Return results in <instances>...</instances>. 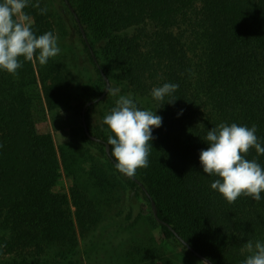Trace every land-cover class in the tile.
<instances>
[{"label":"trees","instance_id":"1","mask_svg":"<svg viewBox=\"0 0 264 264\" xmlns=\"http://www.w3.org/2000/svg\"><path fill=\"white\" fill-rule=\"evenodd\" d=\"M60 1L78 43L63 41L68 51L45 65L20 57L15 75L0 69V256L5 264H45L78 253V235L107 221L104 211L121 188H139L150 207L154 200L158 217L168 223L158 222L165 239L190 245L188 252L213 264H241L246 242H264V192L259 201L241 196L227 202L211 189L217 177L203 173L199 153L208 147L207 131L220 123L255 124L264 146V0H68L85 36ZM39 4L48 9L45 14L31 4L24 9L34 21L33 32L56 35L50 3ZM72 52L80 53V60L84 56L93 77H86L85 66L77 76L67 62ZM103 75L120 92L95 100L106 87ZM164 83L179 87L159 107L162 102L151 90ZM128 94L140 110L162 117L152 130L149 166L132 177L118 172L106 153L111 133L102 125L119 95ZM38 100L49 110L81 101L80 113L92 101L84 116L89 133L99 140L86 134L81 121L79 135L71 133L55 145L49 132L36 128ZM90 107L98 110L95 120ZM245 158L264 167V154L255 149ZM62 171L67 191L58 188ZM154 251L148 239L132 244L119 264H165L151 257Z\"/></svg>","mask_w":264,"mask_h":264},{"label":"clouds","instance_id":"2","mask_svg":"<svg viewBox=\"0 0 264 264\" xmlns=\"http://www.w3.org/2000/svg\"><path fill=\"white\" fill-rule=\"evenodd\" d=\"M30 4L39 8L40 14L48 11L46 7L40 8L39 0L35 3L32 0H0V69L14 75L22 67L20 57L45 65L49 58L61 52L58 37L52 32L41 35L33 32L34 21L24 11ZM178 87L175 83H164L154 87L151 96L162 102L161 107L165 97L172 96ZM106 91L108 95L117 96L120 89L109 86ZM175 99L167 102L173 103ZM161 124L162 117L152 110H140L131 94L119 95L115 106L102 119V125H106L111 133L107 144L111 146L110 154L118 172L132 177L137 169L149 166L150 141L154 138L152 130ZM256 131L255 124L247 127L220 123L207 131L204 138L208 147L199 153L203 173L217 177L210 187L229 203L241 196L259 201L264 192V167L255 159L245 158L250 149H255L258 155L264 154ZM242 252L247 256L241 264H264V242L249 240ZM203 262L207 264V261Z\"/></svg>","mask_w":264,"mask_h":264},{"label":"rangeland","instance_id":"3","mask_svg":"<svg viewBox=\"0 0 264 264\" xmlns=\"http://www.w3.org/2000/svg\"><path fill=\"white\" fill-rule=\"evenodd\" d=\"M46 1L50 3L49 8L57 18L56 36L58 37V47L61 49L59 54H64L68 49L61 45L63 41L72 44L78 43L73 21L69 13L62 9L63 4L60 0ZM72 53L68 55L67 62L69 66L76 68L77 76L79 77L80 72L84 71L83 66H85L89 70H85L86 77H93L90 65L84 56L81 55L80 60L78 56L80 53L76 54L75 52L73 55ZM79 66H82L81 70L78 69ZM84 81L87 82L88 79L86 78ZM77 89L75 87V90ZM81 106V101H76L71 108L61 107L49 110L43 100L36 101L33 109L37 130L49 132L55 145L65 141L71 133L79 135V126L82 121ZM87 112H89L91 120L98 118L97 109L90 107L87 108ZM68 184L62 171L58 188L67 191ZM114 192L115 200L104 211L107 221L98 226L88 227L83 231V235H78V253L69 258L52 260L45 264H119L124 251H127L132 244L144 242L146 239L151 241L155 249L151 257L160 263L204 264L203 261L206 260L188 252L187 248H184L178 241L163 237L158 222L153 218L151 207L139 188L134 192L123 188ZM0 264H5L4 256H0ZM207 264L209 263L207 262Z\"/></svg>","mask_w":264,"mask_h":264},{"label":"water","instance_id":"4","mask_svg":"<svg viewBox=\"0 0 264 264\" xmlns=\"http://www.w3.org/2000/svg\"><path fill=\"white\" fill-rule=\"evenodd\" d=\"M65 2L67 3V5H68L70 11L73 12V14L76 16V19H77L78 25H79V27H80V30H81L83 36H85L84 30H83V28H82V25H81V23H80V21H79L77 15H76V13H75L73 7L71 6V4L69 3L68 0H65ZM94 60H95V62H96V59H95V58H94ZM101 73L103 74L102 70H101ZM103 76H104V80H105V82H106V87H108V86H109L108 79H107V77H106L105 75H103ZM106 87H105V90L102 92V94H100V96L96 97L95 100L101 98V97L104 95V93L106 92ZM91 102H92V101H87V102L83 105V107H82V111H81L82 125H83V128H84L86 134H87L91 139L99 140L98 137H96V136H94V135H92V134L89 133V131H88V129H87L86 121H85L84 111H85L86 105H87V104H90ZM105 151H106V153L111 157V155H110V151H109V145H108L107 143H105ZM111 159H112V161L114 162V158L111 157ZM142 187H143V186H142ZM143 189L145 190V187H143ZM150 204H151V209H152V213H153L154 219H155L157 222H161V223H164V224H168L167 222L163 221L162 219H160V218L158 217V215H157V208H156V205H155L154 200L151 199V200H150ZM179 238H180L181 241L185 242L181 237H179ZM187 248H189L190 250L193 251L192 247H191L190 245H188V244H187ZM194 253H195V255L199 256L200 258L206 260L209 264H213L212 262L208 261V259H206L204 256H202V255L199 254L198 252L194 251Z\"/></svg>","mask_w":264,"mask_h":264}]
</instances>
